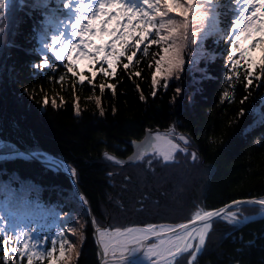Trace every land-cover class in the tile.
Wrapping results in <instances>:
<instances>
[{
    "label": "trees",
    "instance_id": "1",
    "mask_svg": "<svg viewBox=\"0 0 264 264\" xmlns=\"http://www.w3.org/2000/svg\"><path fill=\"white\" fill-rule=\"evenodd\" d=\"M131 1L144 7L141 0ZM68 4L11 0L0 12V152L22 149L66 162L98 227L176 225L236 200H264V81L255 78L258 67L251 85L243 63L238 73L228 70L241 0H197L206 19L189 14L183 70L167 81L166 91L161 79L156 97L152 76L167 43L147 44L148 54L139 52L127 70L122 60L115 78L100 74L94 86L81 85L63 66L57 72L38 67L45 55L54 66L61 64L46 46L61 34L70 39L63 31L69 18L74 22L75 9ZM167 18L181 19L175 10ZM250 55L258 62L264 53ZM78 70L91 76L86 62ZM100 84L106 85L103 92ZM148 129H159L185 151L171 161L155 154L129 167L107 159L108 152L130 155L126 142L142 139ZM230 212L235 216L212 221L196 264H264V208L245 204ZM0 217V264H28L33 255L38 264H52L47 253L61 233L73 243L63 258L57 245V264H99L89 217L63 173L35 161H0ZM178 259L188 264L191 258Z\"/></svg>",
    "mask_w": 264,
    "mask_h": 264
},
{
    "label": "snow or ice",
    "instance_id": "2",
    "mask_svg": "<svg viewBox=\"0 0 264 264\" xmlns=\"http://www.w3.org/2000/svg\"><path fill=\"white\" fill-rule=\"evenodd\" d=\"M141 3L144 5L143 8L133 7L126 0H100L98 6L94 4V0L91 4L88 0L80 3L76 8L77 18L69 25V28L73 29L71 36L74 39H69L67 35L61 34L54 37L51 43L46 46L47 53L61 64L56 63L54 66L48 55H45L42 64L38 67L41 69L52 67L53 71L57 72L59 67L63 66L67 72L78 76L81 85L87 81L94 86L95 80L100 74L115 78L122 60L127 61L123 64V68L127 70L139 52L143 51L144 54H148L147 44L167 43V47H161L162 55L155 64V73L152 76V96H157V92L161 88V79L165 81L162 88L166 91L169 87L167 81L170 78H177L183 70V48L188 39L189 14L195 16L197 20H204L206 17L201 15L203 9L197 7V0H141ZM71 6V3L68 4V7ZM93 8L95 11H92ZM174 10L178 11L181 17L178 22L167 18L169 13ZM161 30H163V34H161ZM66 31L68 29L63 33ZM150 37L153 38L150 39ZM98 40L102 42L97 43ZM169 41L172 42L169 43ZM230 43L229 72L238 73L243 63L246 65L245 73L248 76V85L252 84L257 67L260 76L255 78L264 81V55H260L258 62L250 55L257 50L264 53V0H246L244 17L242 20L236 21ZM84 62L87 63L91 73L90 77L85 72L78 70V66ZM98 64L101 65L99 69L96 68ZM163 65L166 67H162ZM139 75L140 73L137 72L136 76ZM64 79V75L59 76L61 83ZM227 80L232 81L233 76L229 74ZM105 87V84H100V91L103 92ZM107 87L114 92L116 85L110 84ZM181 91L182 89H175L177 94ZM29 95L31 94L29 93ZM31 98L35 100V96ZM175 98L174 96L173 99ZM228 98V94L225 93L224 99ZM144 99L145 97L141 95L140 100ZM43 103L47 107L49 100L45 98ZM52 104L55 105L54 100ZM75 110L79 114L78 100ZM100 115H105L103 110ZM156 139L160 140L158 148L165 161H171L177 151H185L171 139H161L159 136ZM180 139L184 140L185 144L188 143L183 136ZM133 146L137 145L133 144ZM195 158V154H193V160ZM107 159L111 161L113 157L108 156ZM116 163L119 165L122 162L117 160ZM238 203L241 202L233 201L232 206L235 207ZM260 203L264 205V201ZM224 215L225 209L220 208L218 211L197 212L191 218L190 223L178 225L149 223L143 227H126L123 230L120 227L94 229L97 232L101 260H105L109 254L118 255L115 264H121L128 255L142 250L151 264H179L178 257L185 256L191 258L188 264H196L200 250L205 246L210 234L213 219ZM226 215L231 218L235 216V213L227 212ZM3 219L0 217V222ZM197 224L202 227H197ZM153 240L155 242H152ZM72 243V241L66 240L61 233V239L53 241L51 251L47 253L46 258H51L52 264H57L55 259L57 245H59V256L63 258L66 246H71ZM23 248L26 253L29 245L25 243ZM11 255L12 252L9 253V258ZM28 264H38L35 255L28 258ZM105 264H111V262L105 260Z\"/></svg>",
    "mask_w": 264,
    "mask_h": 264
},
{
    "label": "water",
    "instance_id": "3",
    "mask_svg": "<svg viewBox=\"0 0 264 264\" xmlns=\"http://www.w3.org/2000/svg\"><path fill=\"white\" fill-rule=\"evenodd\" d=\"M6 1H8V0H3V2H6ZM3 7H4V5H0V8H3ZM157 136H159L161 139H165L164 137L160 136V130L159 129H148V130H146L142 139L126 142V144L132 150L130 155H128L127 157H120V156H117L116 154L108 153V156L113 157V160L115 162L117 160L121 161L122 166L134 165L136 162H138L139 160H141L145 156H152L154 154H159V155L163 156L161 154V152L159 151V148H158V145L160 144V140L156 139ZM133 144H135L137 146L134 147ZM141 154H142V158H141ZM11 155L18 157V158H24L26 160L34 159V160L40 161L43 165H46L51 169L57 170L58 172L65 173L71 179V181L73 182V184L77 188V192H78V195L81 199L82 204L86 208L87 215L89 217L90 224H91V227L93 229V239H94V242H95L96 248H97L98 262H99V264H103V260H101V256H100V249L98 247L97 232L94 229L103 230L105 228H109L108 223H107L105 228H100L96 225V222H95L94 217L92 215V212L90 210L89 204H88L87 200L85 199L84 194L82 193V191L78 187L75 171L71 170L67 166V164H65V163L62 164V162L56 161L53 157H49L48 159H45V160H40V159L35 158L33 156V154H28V153H26L24 151H20V150H15L12 152L0 154V158H5V157L11 156ZM238 201H240L241 203L236 204V206L240 205V204H251V205H257V206L264 207V205H262L260 203L261 200H257V199H243V200H238ZM232 205H233V203L222 207L225 209V214H227V212L233 208ZM215 211H218V210H215ZM188 223H190V222H188ZM161 225H166V224H161ZM198 225L199 224H197V226Z\"/></svg>",
    "mask_w": 264,
    "mask_h": 264
},
{
    "label": "bare ground",
    "instance_id": "4",
    "mask_svg": "<svg viewBox=\"0 0 264 264\" xmlns=\"http://www.w3.org/2000/svg\"><path fill=\"white\" fill-rule=\"evenodd\" d=\"M198 227H202V225H199ZM153 242H155L153 240ZM118 259L117 256H113L109 254L108 257L105 258V260L110 261L111 264H115V261ZM105 260H103V264H105ZM125 263H131V264H151V261L144 255V252L142 250H137L130 255H128L124 261L121 262V264Z\"/></svg>",
    "mask_w": 264,
    "mask_h": 264
},
{
    "label": "rangeland",
    "instance_id": "5",
    "mask_svg": "<svg viewBox=\"0 0 264 264\" xmlns=\"http://www.w3.org/2000/svg\"><path fill=\"white\" fill-rule=\"evenodd\" d=\"M243 1H244V11H245V3H246V0H243ZM82 2H87V0H78V1L76 2V6L79 7V4L82 3ZM88 2L91 4V3H92V0H88ZM126 2L130 4L129 1L126 0ZM99 3H100V0H94V4H95L96 6H98ZM130 5H131V4H130ZM92 11H95V8H93ZM85 15H86V14H85ZM243 17H244V13H243V15H242V19H243ZM242 19H241V20H242ZM72 39H74V38L72 37ZM100 42H102V41H99V40L97 41V43H100ZM245 46H246V45H245Z\"/></svg>",
    "mask_w": 264,
    "mask_h": 264
}]
</instances>
